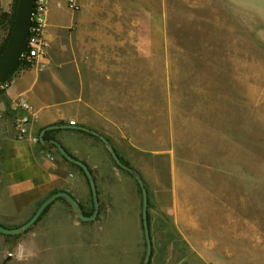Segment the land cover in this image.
<instances>
[{"label":"rangeland","instance_id":"rangeland-1","mask_svg":"<svg viewBox=\"0 0 264 264\" xmlns=\"http://www.w3.org/2000/svg\"><path fill=\"white\" fill-rule=\"evenodd\" d=\"M94 1L58 32L46 72L133 173L107 151L93 157L97 219L57 201L26 232L0 233V264L9 254L12 264H144L137 177L149 197L150 264H262L264 0ZM35 201L24 199L6 227L28 222Z\"/></svg>","mask_w":264,"mask_h":264},{"label":"crops","instance_id":"crops-1","mask_svg":"<svg viewBox=\"0 0 264 264\" xmlns=\"http://www.w3.org/2000/svg\"><path fill=\"white\" fill-rule=\"evenodd\" d=\"M13 2L14 0H0V9L4 12L10 11ZM73 2L75 8L63 10L51 5L45 29L47 45L45 65L37 64L18 70L10 81V88L0 94V224L5 227L14 224L11 220L18 217L20 204L26 198H35L38 205L57 192H68L76 198L85 211L92 196L86 178L64 161V157L51 143L46 144V148L43 149L30 141L18 140L14 127L15 118L22 114V110L14 104L18 98L26 99L32 107L30 136L40 137L43 129L60 122L71 124L73 127L83 126L80 121L78 101L65 99L61 92L51 90L49 77L51 75L53 77L54 73L46 72L50 61L49 49L54 44L58 32L74 23L72 20L74 13L90 12L98 7L94 0H73ZM52 14H60L63 18L54 21V24L53 21L50 22ZM66 16L69 18L64 19ZM161 21L162 17L158 20V24L156 23L155 31L152 33V37L157 36V43L159 36L161 37L159 28ZM53 81H55L54 78ZM55 131L53 134L55 141L94 171L98 192H100L96 174L99 165L93 163V157L99 154L103 156L107 146L79 133V130ZM222 245H224L223 242L214 241L209 248L223 250L225 246Z\"/></svg>","mask_w":264,"mask_h":264},{"label":"water","instance_id":"water-1","mask_svg":"<svg viewBox=\"0 0 264 264\" xmlns=\"http://www.w3.org/2000/svg\"><path fill=\"white\" fill-rule=\"evenodd\" d=\"M34 7H35V0H18L15 23L12 30V34L3 55L0 57V83L4 81L8 76H10V74L16 69V67L22 60L23 55L26 52L28 46V40L30 37V31L32 27ZM60 129H75L96 136L107 146L108 150L110 151L112 157L114 158L118 166L124 170L133 173V170L125 166V164L121 161L110 141L105 136L92 130L91 128L85 126L73 127L71 124H66V125L56 124V125L48 126L47 128L42 130L40 135V142L43 145L48 144V142L45 140V135L47 134V132L53 130H60ZM50 143L59 151L61 156L64 157L68 162L80 167L84 171L89 181V186L92 193L93 206H94L93 213L90 216H86L83 212L82 206L74 196H72L68 192H57L53 194L50 198L45 200L40 205L38 210L35 212L33 217L22 226L17 228H7L0 224L1 234L18 235L26 232L40 220L43 214L54 202L60 199L67 200L72 205L73 209L77 212L79 219L82 220L83 222H93L97 219L100 212V200H99L97 184L89 166L85 162L72 156L59 142L51 141ZM137 179L143 195L142 223H143L144 236L147 247L146 259L144 264H150L153 255V240H152L149 217H148L149 197L144 181L140 177H137ZM15 260L16 257L13 256L12 254H9L4 257V260L1 264H12Z\"/></svg>","mask_w":264,"mask_h":264},{"label":"built area","instance_id":"built-area-1","mask_svg":"<svg viewBox=\"0 0 264 264\" xmlns=\"http://www.w3.org/2000/svg\"><path fill=\"white\" fill-rule=\"evenodd\" d=\"M52 4L59 10H63L65 8H75L73 0H35L28 46L22 58L31 66H35L37 64L45 65V60H47L45 29L47 27L48 14ZM10 86V82L0 83V91L6 92ZM14 104L22 110V114L17 116L14 121L17 139L30 141L35 145H39L40 137L29 135V128L32 122L33 114L32 107L24 98H18Z\"/></svg>","mask_w":264,"mask_h":264},{"label":"trees","instance_id":"trees-1","mask_svg":"<svg viewBox=\"0 0 264 264\" xmlns=\"http://www.w3.org/2000/svg\"><path fill=\"white\" fill-rule=\"evenodd\" d=\"M17 4H18V0H14V2H13V4H12V7H11V11L10 12H4V11H2V12H0V28L1 27H3V26H5V28L7 29V33H6V36L1 40V42H0V57L3 55V53H4V51H5V49H6V47H7V45H8V42H9V39H10V37H11V34H12V30H13V27H14V23H15V17H16V10H17ZM29 67H31V65L30 64H28V63H26V61L25 60H21L20 61V63L18 64V66L16 67V69L10 74V76H8L4 81H2L1 83H7V82H10L11 81V79H12V77L14 76V74L18 71V70H21V69H27V68H29ZM1 93H3V91H0V94ZM58 125H66L64 122H60ZM54 132H56L55 130H53V131H49V132H47V134L45 135V140L48 142V143H50L51 141H55V137H54ZM79 133H82V134H85L86 136H88V137H90V138H93L94 140H96V141H98L99 143H102L103 144V142L99 139V138H97L96 136H93V135H91V134H89V133H86V132H83V131H78ZM108 139V138H107ZM109 140V139H108ZM110 141V140H109ZM110 143H111V141H110ZM39 146H40V148H43V149H45L46 148V146L45 145H43L41 142L39 143ZM53 146V145H52ZM113 146V145H112ZM54 147V146H53ZM115 149V148H114ZM106 151L108 152V154H109V156L111 157V159H112V162H113V166L116 168V169H120V170H124V169H122L121 167H119L118 166V164L115 162V160H114V158L112 157V155H111V153H110V151L108 150V148L106 147ZM115 151H116V149H115ZM117 152V151H116ZM117 154H118V156H119V158L121 159V161L125 164V166H127V167H129V168H131L130 167V165H129V163L128 162H126L120 155H119V153L117 152ZM64 159V161H66V162H68L65 158H63ZM71 166H73L74 168H76L81 174H82V176H84L85 178H86V180L88 181V179H87V177H86V175H85V173H84V171L80 168V167H78V166H76V165H74V164H72V163H70V162H68ZM90 168V167H89ZM90 170H91V172H92V174H93V176H94V178H95V181L97 180L96 179V177H95V175H94V171L90 168ZM124 171H127V170H124ZM127 172H129V171H127ZM130 174H132V172H129ZM88 184H89V181H88ZM140 186V185H139ZM147 189V188H146ZM98 194H99V192H98ZM92 197V196H91ZM59 201H64L65 203H67L69 206H71V204L67 201V200H65V199H60ZM92 202H93V198H92ZM55 203V202H54ZM53 203V204H54ZM52 204V205H53ZM41 205V204H40ZM39 205V206H40ZM51 205V206H52ZM50 206V207H51ZM50 207L47 209V211L45 212V213H47L48 211H49V209H50ZM82 209H84V207L82 206ZM93 211H94V206H93V209H91V211L90 212H86V211H83L84 212V214L86 215V216H90L92 213H93ZM44 213V214H45ZM43 214V215H44ZM148 217H149V224H150V230H151V228H152V224H151V215H150V213H149V208H148ZM42 218V217H41ZM41 218H40V220L39 221H41ZM38 221V222H39ZM37 222V223H38ZM36 223V224H37ZM152 235V234H151Z\"/></svg>","mask_w":264,"mask_h":264},{"label":"clouds","instance_id":"clouds-1","mask_svg":"<svg viewBox=\"0 0 264 264\" xmlns=\"http://www.w3.org/2000/svg\"><path fill=\"white\" fill-rule=\"evenodd\" d=\"M20 259H23V257H19Z\"/></svg>","mask_w":264,"mask_h":264}]
</instances>
